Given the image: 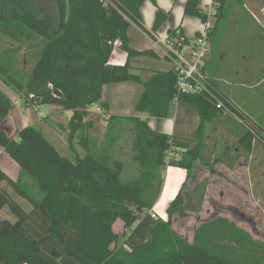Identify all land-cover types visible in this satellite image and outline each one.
<instances>
[{"label":"trees","instance_id":"1","mask_svg":"<svg viewBox=\"0 0 264 264\" xmlns=\"http://www.w3.org/2000/svg\"><path fill=\"white\" fill-rule=\"evenodd\" d=\"M145 1L0 0V35L16 43L3 53L26 48V42L37 51L30 73L22 78L0 54L1 83L28 105H56L71 111V133L79 132L77 138L85 151L79 154L70 146L73 158L60 155L35 124L10 134L6 122L13 102L0 89V149L20 166L16 178L0 168V183L5 182L31 205L25 211L0 185V210L7 206L16 218L14 222L0 218V264H264V242L224 217L200 222L192 241L173 227L181 216L202 210L209 183L193 181L196 165L211 167L217 160L222 164L230 150L226 147L218 157L207 150L203 126L218 115L234 118L240 125V130L230 133L237 137L235 150L242 147L246 155L255 143L264 147V132L259 134L249 114L211 80L209 91L182 93L176 89L177 74L172 68L156 70L145 81L131 73L133 60L158 58L151 48L136 50L129 44L131 25L147 32L140 16ZM228 1L212 0L214 24L207 30L208 39L224 17ZM234 1L242 4L245 0ZM184 14L200 18L203 25L209 20L198 0H187ZM167 16L158 10L151 31L156 32ZM177 30L181 28L168 34ZM116 39L126 53L123 64L110 62ZM130 81L140 84L142 92L134 104L136 114L121 118L131 125L137 165L136 172L126 177L123 163L110 157L111 145L100 151L92 146L96 139L91 141L88 132L93 122L85 119L93 104L107 107L102 100L105 85ZM174 103L177 110L182 106L194 109L200 118L194 144L174 132L153 129L141 116L148 112L167 118ZM109 119L105 136L114 129L117 117ZM115 139L110 138L111 144ZM169 154L174 157L168 159ZM240 156L234 154V158ZM32 166L51 172L54 185L47 187L35 178L37 192L32 193L19 175L23 171L34 177L37 172ZM166 166L183 168L186 175L162 219L154 215L153 207ZM117 221L123 224L122 233L113 229Z\"/></svg>","mask_w":264,"mask_h":264},{"label":"rangeland","instance_id":"2","mask_svg":"<svg viewBox=\"0 0 264 264\" xmlns=\"http://www.w3.org/2000/svg\"><path fill=\"white\" fill-rule=\"evenodd\" d=\"M148 1L157 7V0ZM210 1L211 0H198V6L201 9L207 11V7L210 5ZM233 3L240 7H243L244 4V2L242 4H237L234 0L228 1V5H226L225 7L226 9L224 17L220 19L216 31H214L211 37L208 39L206 49V52L208 54H210V52L214 53V55L220 54L219 52L221 51V49H224L223 41L225 46L233 45L234 49H236L235 46L240 45L256 48L254 52H259L261 49L262 42L258 39V36L256 35L259 33L253 31V29H248V27H245L242 21L241 25L243 26H240L239 13H243V10H238L235 7L234 9L230 8V5H232ZM183 6V0H168L167 7L168 9H170V13L164 23L177 25L181 22V26L186 32V37L189 38L192 37L195 32L202 31L203 27L200 18L192 15L183 14ZM157 8L161 9L159 7ZM168 9H161V11L167 13ZM210 20V24L212 22L211 26H213L214 18L212 17L210 18ZM129 32L133 33L131 29L129 30ZM130 33L129 35H131ZM141 38L142 39L139 42L133 44V47H136L138 49H143L141 47H150V41L144 36H142ZM15 44L16 43L13 40L0 35V54L5 55L4 61H6L7 59L9 64H11L13 73H15L18 77L22 78L30 73L37 57V51L34 48H29L26 42L24 43V45H26V48H20L19 51L15 53H3L4 50L11 49L12 46H14ZM252 51L253 49H250L249 52H247V54H249L247 60L250 63V53ZM118 55H120L121 57L124 56V59L126 58V53L122 49L115 48L113 50L112 56L116 58ZM219 56L221 58V54ZM216 57L219 59L218 56ZM157 60L164 61L159 57L155 59L147 56L135 59L131 62L130 71L131 73L140 76L141 79L145 81L150 76H152V74L156 72V70H154V67L151 64L145 65L143 64V62H155ZM165 64L166 63L161 66L167 67V65ZM261 77V75H258L255 78L252 77V85L249 88H244L239 85L231 87L235 90V93L238 97L236 103H241L240 107L249 114L250 119L255 124L257 128L256 130L259 134L262 131L264 132V83L259 82ZM0 88L7 92V94L9 95L7 96L9 98L18 96L11 89L3 85L1 81ZM234 90H229V92L231 91L232 94ZM141 92L142 86L138 83H134L131 81L105 85L102 91V100L107 107H100L101 111H98L96 113L89 112V115L85 119L91 120L93 122L92 128H90L88 132L91 141H94L96 139L93 142L92 146L95 147L96 151H100L101 147L111 145V148L109 150L110 157L114 160H119L123 163L125 170L124 174L126 177L132 176L136 172L137 165L134 161V135L131 125L129 122L121 118L122 116L136 114L134 110V104L137 101ZM21 106V116H28L27 112H25V114L23 113L24 110L22 108L24 107L22 104ZM29 106L31 108H27L30 109V114L33 115V118H31L30 120L31 124H35V126L44 133V135L49 139V141H51V143L54 145L60 155H70L73 158L74 151L70 149V146H73L79 154L85 153L84 148L81 147V144L79 143L77 138L79 132L71 133V128L69 125L71 111H66L62 108L59 109L60 107L56 105ZM90 109L95 110V105L91 106ZM175 109L176 107L174 103L170 107V114L167 118L173 117L174 114L176 115ZM110 116H116L117 119L115 120L114 129L110 132L109 136H105L104 133L106 131L107 123H111L109 119ZM141 116L147 119L156 118L150 116L148 112H145ZM9 120L10 118H8V121L6 122L7 127L10 130V134L14 135V130L21 127L16 124L15 120L12 121L11 119L10 123ZM222 121L223 119H220L218 122H214V129L210 130L212 131L211 133H205L204 141L206 149L213 150L214 153H216L215 157H218L220 154H223L222 152L225 151L224 149L226 147L230 148V150L226 151L227 157L225 156V158H222L224 163L220 164L217 160L215 163L210 164L209 166L211 167L209 168H211V171L209 172L208 170L207 172L206 170H199L200 166L203 165H197V169L193 173L194 182H198L204 179H206L208 183L211 182L208 193L207 189L205 192L206 199L204 200L206 202L205 204L203 202L204 206L201 210L202 213L200 214V217H197V219H210L214 217L216 213H219L220 210L226 212V210H228L229 208L234 209V207L237 206L240 210L243 211L244 216L242 217H244V220L243 218L239 217L240 210L235 211L238 214L234 217L238 219V221L239 219L245 221L248 219L247 216L251 214V210L248 209V197L245 194L246 191L250 190V182H252V184H254V182H257L259 185L263 184L264 188V147L261 146L262 144L255 143V146L248 155L244 154L245 150L242 147H239L238 150H235V144L237 142L235 136L229 134L226 137L225 132L226 130H228L229 132L240 130V125L236 122L234 118L225 116L224 123L226 124L227 129L225 128L222 132L220 129V126L224 124ZM170 122L171 119L164 121L160 128L163 129L164 124H170ZM150 123H152V121H150ZM208 134L211 135L209 139H207ZM112 136L116 139L111 144L110 138ZM0 152V168L10 177L15 178L19 173L20 166L17 164L16 160L9 155V153H6L3 149H0ZM236 153L242 154V156L234 158V154ZM168 156V159L174 157V155L172 154H169ZM216 166H235V169L231 171L223 170ZM254 166H258L259 168H255ZM170 169L172 168H169V170ZM31 170L37 172L34 177L33 175L30 176L29 174H26L23 171L19 175L21 182L28 186L32 193L35 194L37 192L35 188V178L42 180V182H44L47 187L54 185L55 180L51 172L47 171L44 168L37 170V168H35L34 166H32ZM175 170L176 169H172L170 171L163 170V181L165 180V178L167 183L169 182V180H176L178 173ZM180 172L182 173V170H180ZM0 185L7 188L13 200L18 203L25 211H29L31 209L30 203L24 198L15 194L6 185L5 182H1ZM220 192H222V199H219ZM164 205H166L165 201H161L158 204L157 209L162 210ZM0 218L8 219L11 222H14L16 220L15 216L10 212L7 206L3 207L0 210ZM197 219H195V217L193 216L190 218L184 217L182 219H178L177 222L173 224V227L177 233H179L183 237L187 238L188 241H190L192 229L196 225ZM113 229L116 232L122 233V222L117 221L114 224Z\"/></svg>","mask_w":264,"mask_h":264},{"label":"crops","instance_id":"3","mask_svg":"<svg viewBox=\"0 0 264 264\" xmlns=\"http://www.w3.org/2000/svg\"><path fill=\"white\" fill-rule=\"evenodd\" d=\"M186 1L187 0H183L184 6H185ZM167 2H168V0H157V2H156L157 7L161 8L163 10H166V9H168ZM211 3H212V0L210 1V4ZM184 6H183V10H182L183 14H184ZM157 7L153 4H151L148 0H146L142 4V6L140 8V16H141L142 24H143L145 30H147V32L142 30L141 28H138L137 26H130L129 27L128 38H129V44L132 48H134L136 50H143V49H150L151 48V45H150V47H148V48L141 47L143 49H138L136 47H133V44H135L136 42H139L142 39L141 38L142 36H144L148 39L147 34L152 29L157 11L161 10V9H158ZM208 7H207V9H208ZM234 7L238 10H243V13H239V15H240L239 16L240 26H243V25H241V21H242V23L244 24L245 27H248V29H253V31H256L259 33L256 35L258 36V39L261 40V42H262L261 49L259 52H254L256 48L247 47L245 45H240L241 47L235 46L236 49H234L233 45L225 46L224 41L222 40L223 45H224V49L223 50L221 49V51L219 52L221 54V58L219 56L220 54L214 55V53L210 52V54H208L206 52L205 58H204V64H203V71L207 74V76L215 84V86L219 90H221V92H223L229 99H231L233 102L236 103V100H238V97L235 93V90L231 88L232 86H238L239 85V86H242L244 88H249L252 85V81H251L252 77L255 78L258 75L262 76L259 82L264 83V0H245L243 7H240L234 3L232 5H230V8L234 9ZM169 13H170V9H168V11H167L168 16H169ZM168 16H167V18H168ZM210 18H212V17H210ZM210 18H209V20H210ZM209 20H208V22L210 24L211 20L210 21ZM211 24H212V22H211ZM211 24H210V26H211ZM178 26L181 28L182 33L185 36H187L186 32L184 31V28L181 26V22L177 25H175V24L171 25V24L163 23L161 25V27L156 31V33L158 35L164 36L168 33V31L173 30ZM202 27L204 28L203 24H202ZM130 29L133 31V33L129 32ZM216 29H217V26H216ZM216 29L214 31H216ZM200 32H195V34L189 38H193L194 36H196ZM129 33L131 35H129ZM222 39H223V37H222ZM250 49H253V51L250 53L251 63L248 62V60H247L248 55H249V54H247V52H249ZM216 56H218L219 59ZM125 59H124V56L121 57L120 55H118L115 58L111 55L110 62L113 64H123L125 62ZM164 61H162V60L161 61L157 60L155 62H145L144 61L143 64H145V65L151 64L154 67V70H168V69H170L171 64L168 63L167 61H165V62ZM163 62L166 63L165 65H167V67L161 66L164 64ZM222 80H224V81H222ZM1 90H3V89H1ZM229 90H234V92L231 94V91L229 92ZM3 91L5 94H7V92L5 90H3ZM10 99L13 102V111H11V116L9 115V117H8V118H10L9 123L12 119V121L15 120L16 124H18V126H20V127L31 124L30 120H31V118H33V115L30 114V109L27 108L30 106L28 104H26L23 101V99L19 98L18 96H14L12 98L10 97ZM21 104L24 107V108H22L24 110L23 113L25 114V112H27L28 116H24V117L21 116V114H22V113H20L21 112L20 108L22 107ZM240 104H237V105L240 107L241 106ZM93 105H95V110H91L90 109L91 107H90L89 112H95L96 113L98 111H101L100 106L98 104H93ZM59 109H61V107ZM175 112H176V115L174 114L173 117H169V118H162V119L150 118V119H148V124L153 129L159 130V131L164 132L166 134H172L174 132V133H176V135L179 138H182L184 140L189 139L191 141L190 143L194 144L195 140H193V138L195 137V135L197 133V128H198L199 122H200V118H199L198 114L196 113V111L194 109L188 108L185 106L179 107L178 110L176 107ZM169 119H171L170 124L165 123L164 128L161 129L160 126L163 124V122L166 120H169ZM220 119H223V121H222L223 123L225 122V116L224 115H218L212 121H209L208 123H206L203 126V128L201 130L203 137H205L204 135L206 132L207 133L212 132L210 130L214 129V126H213L214 122H218ZM38 120H39V118H38ZM150 121H152V123H150ZM222 122H221V124H222ZM221 126L222 127L224 126V127L222 128ZM221 126H220V129L223 132L224 129L226 128V124L224 123ZM230 133L231 132L226 130V132H225L226 137ZM207 136H208L207 139H209L211 137V135H209V134ZM235 138L237 140L236 136H235ZM216 167H219L223 170H230V171L235 169V166H232V167L231 166H216ZM254 167L259 168L258 166H254ZM169 168L176 169L175 171L178 173L177 179L176 180H169V182L167 183L166 178H165V180L163 181L160 196H159L157 202L155 203V205L153 207L154 215L161 217L162 219H166L167 204H169L170 200L175 196V194L179 190L181 184L185 180V175H186L185 170L183 168H179V167L166 166L164 170H168V171L172 170V169L169 170ZM180 170H182V173L180 172ZM199 170H202V171L206 170V172L208 170V172H209V171H211V168L200 166ZM210 185H211V182L208 184L207 193H208ZM249 185H250V190L246 191L245 194L248 197V201H249V208L248 209L251 210V214H249V216H247L248 219L245 220L246 222L242 221V219H239V221H238V219H236L234 217L238 214L235 211L240 210L237 206H235L234 209L229 208L228 210H226V212H223L222 210H220V212L216 213L214 217H212L210 219H206V220H198L197 219V217H200V214L202 213V211H200V213H198L196 215L193 213H189V215L181 216L179 219H182L184 217L190 218L192 216L195 217V219H197L196 220L197 223L194 226V228L192 229L190 241H192L193 235H194V230L200 222L208 221V220H211L217 216H220V217H224V218L228 219L229 221L234 222L238 227L244 229L254 240H260V241L264 242V188H263V184L259 185L257 182H254V184H252V182H250ZM222 198H223L222 192H220L219 193V199H222ZM205 199H206V197H205ZM161 201H165L166 205H164L162 210H158L157 206ZM205 202L206 201L204 200V204H205ZM247 211H246V213H247ZM207 212H208V210H207ZM224 213H226V214H224ZM242 216H244L243 211L240 210L239 211V217L243 218V220H244V217H242ZM243 223H244V225H243Z\"/></svg>","mask_w":264,"mask_h":264},{"label":"built area","instance_id":"4","mask_svg":"<svg viewBox=\"0 0 264 264\" xmlns=\"http://www.w3.org/2000/svg\"><path fill=\"white\" fill-rule=\"evenodd\" d=\"M211 4L207 9L209 18L213 14ZM209 26L207 21L203 30L193 38H187L180 30L174 31L173 34L167 33L164 36L151 30L147 34L152 51L159 58L170 63L171 68L176 72L175 86L178 92L202 93L211 88L210 79L203 71ZM120 45L119 39L113 42L114 48H119ZM217 106L219 107L220 103Z\"/></svg>","mask_w":264,"mask_h":264}]
</instances>
